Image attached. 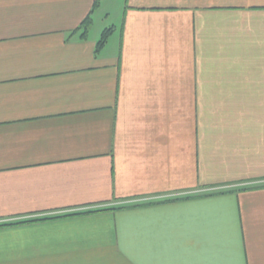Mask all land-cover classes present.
Here are the masks:
<instances>
[{"label": "crops", "instance_id": "obj_1", "mask_svg": "<svg viewBox=\"0 0 264 264\" xmlns=\"http://www.w3.org/2000/svg\"><path fill=\"white\" fill-rule=\"evenodd\" d=\"M0 264H264V0H0Z\"/></svg>", "mask_w": 264, "mask_h": 264}, {"label": "trees", "instance_id": "obj_2", "mask_svg": "<svg viewBox=\"0 0 264 264\" xmlns=\"http://www.w3.org/2000/svg\"><path fill=\"white\" fill-rule=\"evenodd\" d=\"M96 6H97V4H96ZM92 23H93V19L91 17H88L85 20V22L82 24V26L80 27V29H78L77 31H75V33L81 31V38H85L86 35H87V32H88L89 28L92 25ZM111 31L112 30H108V31H105L102 34V36H101V38H100V40H99V42L97 44V47H96V54H98L103 49V47L106 45L107 40H108V37H109V34H110ZM75 33H72V34H75ZM255 188H258V187H256V186L246 187L245 190H251V189H255ZM107 210H115V208L112 209V208L106 207L105 209H100V210H96V211H90L89 210V211L82 212V213H79V214H84V213L87 214V213L101 212V211H107ZM46 219H48V218H46ZM36 221H39V220L38 219H36V220L34 219V220L25 221L23 223H26V222H36Z\"/></svg>", "mask_w": 264, "mask_h": 264}, {"label": "rangeland", "instance_id": "obj_3", "mask_svg": "<svg viewBox=\"0 0 264 264\" xmlns=\"http://www.w3.org/2000/svg\"><path fill=\"white\" fill-rule=\"evenodd\" d=\"M115 15H116V13L114 15H112V19L110 20L111 22H113Z\"/></svg>", "mask_w": 264, "mask_h": 264}]
</instances>
